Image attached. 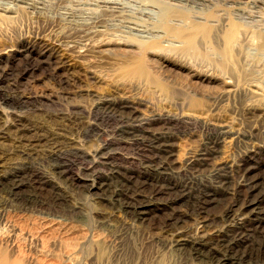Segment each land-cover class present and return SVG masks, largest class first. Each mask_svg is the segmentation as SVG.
Masks as SVG:
<instances>
[{"label":"rangeland","instance_id":"1","mask_svg":"<svg viewBox=\"0 0 264 264\" xmlns=\"http://www.w3.org/2000/svg\"><path fill=\"white\" fill-rule=\"evenodd\" d=\"M17 6L24 8L19 22L2 26L6 34L0 35V49L9 51L0 64V96L23 98L27 102L23 107L14 108L0 100V127L3 131L0 134V175L18 167V161L27 163L31 171H36L33 173L44 178L52 174L53 163L47 159L43 147H28L15 153L21 150L14 149L16 129L27 138L34 137L36 133H62L66 135L64 139L67 142L74 144L73 147L87 151L111 141V132L119 125L111 113L85 114L87 118H78L80 120L77 121L81 122H76L75 126L66 121L80 110L89 111L100 98L114 104H132L143 119L162 117L171 121L174 126L170 125V132L175 134L172 161L177 166L174 174L175 170H181L185 159L202 146L212 129L226 126L233 131L246 129L236 114H240L244 103L251 99L237 94L238 90L244 89L255 92L251 87L254 79L264 83V72L261 71V64L264 65L263 43L253 36L256 33L264 35V4L259 7L252 0H0V8L15 10ZM160 6L187 11L184 17L168 18L167 24L187 33L197 32L196 36L194 33L196 41L193 40L197 45L191 50L186 40L170 36L162 25L159 28ZM113 8H119L121 13L110 15L109 10ZM241 9L246 10L247 15H241L238 12ZM231 23L238 24L241 32L231 47L233 57L227 62L222 53ZM194 25L199 27L193 30ZM77 27L89 28L95 33L88 37L89 40L78 34L76 41L73 40L75 43L62 44L59 41L61 37H69ZM205 28L211 30V34L206 36ZM140 41L154 42L158 48L144 49L138 45ZM34 44L48 45L53 49L60 63L66 66L64 71L55 74L53 69L56 65L39 63ZM70 46L77 50L84 48V53L79 56L64 50ZM139 62L147 71L145 75L130 71ZM240 67L242 70L239 72ZM248 73L250 76L246 78ZM263 86L261 91H264ZM262 94L264 97V92ZM4 113H12L9 122L16 116L20 119L19 124L16 122L17 128L10 133L4 131L1 117ZM86 119L95 123L97 129L96 134L89 138L83 125ZM232 134L223 137L219 152L210 165L230 167L229 185L235 184L239 178L238 166L244 151L233 146ZM121 146L113 147L115 158L109 163L120 173L126 171L137 175L134 180L137 183H115L116 186L119 184L118 187L113 183V190L121 195L122 201L134 194L148 195L152 186L145 189L139 182L150 183L154 173H148L136 159L143 147L136 144ZM71 157V154L66 155L65 163L74 174L81 173L83 166ZM257 163L253 176L263 182L264 153L258 156ZM108 169L98 167L93 176L106 179ZM212 169L201 172L198 177H190L192 180L179 172L173 175L171 182L183 185L188 180L187 184L193 188L203 182L204 186L209 185L211 177L208 176ZM25 178L28 179L27 176ZM37 181L28 180L31 186L22 185L16 196H6V187L0 185V235L4 237L1 246L6 251L11 248L16 255L21 254L19 258L23 253V261L27 258L25 264H221L216 260L194 257L174 247L173 233L162 227L173 213L170 208L173 195L155 201V210L142 220L117 201L111 204L101 199V193L89 192L84 180L76 179L68 186L60 184L59 190H53L51 185L42 186ZM102 193L107 194L108 191ZM226 204L227 201H220L210 215L220 216ZM176 210L187 214L175 230L186 237L195 235V220L209 215L206 211L198 215L188 202L178 204ZM214 232L216 229L213 227L207 233L208 238L212 239ZM204 253H208L207 249ZM35 260H39L38 263Z\"/></svg>","mask_w":264,"mask_h":264},{"label":"bare ground","instance_id":"2","mask_svg":"<svg viewBox=\"0 0 264 264\" xmlns=\"http://www.w3.org/2000/svg\"><path fill=\"white\" fill-rule=\"evenodd\" d=\"M252 2L255 5H259V7L261 4H264V0H252ZM118 9L116 10V8H113L111 9V11L109 9L107 10H109L110 15H119L121 12L119 13ZM23 11L24 8L22 6H17V9L15 8V10L0 8V35L6 34L5 30L3 31L2 26L15 25L17 22H19ZM242 11L243 10L241 9V11L238 12L241 13V15H247L248 12L245 13L246 10L243 12ZM160 13L161 24L159 25V28H161L162 25V28L168 34H170V36L186 40L187 46L190 48L189 50H191V48L194 47V45L197 43L196 42L195 44H193V42L196 41L194 40V33L196 36L197 32L189 31L187 33L186 30H180L179 28L175 29L169 27L167 24L168 18L169 20H171L170 17H173L175 19L174 16H179V18L184 17L187 11L183 10V8L178 7L177 9H174L168 6H160ZM248 15L250 16V14ZM198 27L199 26L194 25L193 30L197 29ZM206 29L207 28H205L204 30ZM201 32H203V30ZM240 32L241 27L238 24L234 23H231L229 25L228 30L226 31V36L224 38L225 47H223L224 49L222 54H224V57L225 59H227V62L231 59V57H233L231 47H233V43L238 40ZM93 33H95V31H93L92 29L77 27L74 28V31L69 35V37H61L59 38V41H61L62 44L65 42L75 43L74 41L76 40L74 39L76 35L81 34V38H85L86 40L90 36L93 37ZM209 33L211 34V30L207 29L205 35L207 36L209 35ZM253 36L262 40L264 48V35H262L261 33H256ZM138 45H140L144 49L158 48V44L154 42L147 44L140 41ZM34 46L35 48H37V54L40 58L39 63H48L50 66L52 64L56 65V67H54L53 69L55 74H59L61 71H64L66 66L63 63H60L61 61L59 60L58 56L54 54L55 51L53 52V49H51L48 45H42V47L34 44ZM83 49L84 48H78L77 50V48H75L74 46L64 47V50L68 53H72L79 56H82L81 53H84ZM195 50L193 49L192 51ZM8 53L9 51L7 50V48L0 49V64L4 59L3 57L7 56ZM24 55L28 58L31 57L30 54L27 53H24ZM234 62L235 61H233V66ZM141 63L142 62H139L138 64L131 67L130 71L136 75H145L147 71L143 67V63ZM229 65H231V63ZM261 65V71L264 72V65ZM236 68L235 73H237ZM238 69L239 72L242 70L241 67ZM258 72L261 73L259 70ZM242 75L240 77H242ZM249 76L250 75L248 73V76H246V78H249ZM246 81H248V79H246ZM262 81H264V79ZM252 82L254 84L252 83L251 87L255 88V92H253L252 89H244L238 90L240 92L239 94H237L238 96H242L245 98L249 97L251 99L249 103H246L244 101L246 104L242 100L245 106L240 110L238 109L240 111V114H236V118L244 124L246 129L243 131H233L230 128H226L228 126L220 129H212L210 132L207 133V136L202 146L195 153H192L185 159L180 168L181 170H175L176 175L181 172V174H184V176H186L187 178H195L198 177L201 172H204L206 170L208 171L209 169L211 170L213 168L210 172V175L208 176L211 177V184L209 185L204 186L203 182V184L196 185L193 188V186L191 187L189 186V184H187L188 180L183 185H176L173 181V183L171 182L172 177H174L173 175H175L174 169L177 166L172 161V148L173 140L175 139V134L172 131V133L170 132V125H173L171 124L170 120L163 119L162 117H152L143 119L140 118L138 113L139 110L134 105L128 103L114 104L110 100L101 98L97 99V101L94 102V105L89 111L80 110V112L78 111L79 113L77 115H71L66 119L68 123H71L75 126L76 122H81L77 121L80 120L78 118L81 117L85 119L87 118L85 114H87L88 116H92V113L101 111L111 113L113 117H115L117 121H119L118 127L114 128L111 132L113 135L111 141L99 145L91 151L83 150L84 148L82 149L80 147H73L74 144H71L64 139L66 135L62 133L60 134L58 132V134H56V132H52L44 133L41 135L36 133L34 137L30 138H27L23 134V136H21L20 134L22 133V131H20L19 129H13L17 128L16 125L19 124L20 119H18V117L16 116L14 117L15 119H10L11 122H9V117L12 113L1 114L5 126L4 131L6 133H10L12 130H14V149H21L20 151H16L15 153H19L22 151V149L28 147H43L47 159H49L50 162L53 163V166L51 174L52 176L50 175L48 176L49 178H44L43 176H40L37 173H33L36 171H31L28 168L27 163L18 161V167L13 168L9 172L0 175V185H4L6 187V196H16V192L23 188L22 185H26L27 187L31 186L30 183H27V181L30 179L36 181L38 180L39 182H37L39 184H43L42 186L51 185L53 190H59L60 187L58 186L60 184L71 185L75 182L76 179H81L84 180L85 187L89 192L91 191L92 193H101V199H106L111 204H114V202L117 201L120 205H122V207H125L126 209H128V211H131L134 216L140 217V219L142 220H144L148 214L152 213L155 210L153 208L155 207V201L173 195L174 198L170 203V208L173 209V213L169 215L162 227H164L166 232L173 233L174 247L178 249V251L180 250L197 258H206L209 261L216 260L221 264H264V179L262 180L263 182H260V178H257V176H253L255 168L258 166V156L264 153V97L262 94V92L264 91H261V86L262 84L264 85V83L261 82V80L259 79H254ZM11 98L12 97L10 96H0L2 104L13 106L14 108L24 105L26 101V99L23 98ZM86 120L87 121H84L83 125L85 128V135L89 138L96 134L97 129L95 123L89 122L88 119ZM16 122H18V124H16ZM62 125H64V123H62ZM2 133L3 131L0 127V134ZM229 134H232L233 146L244 149L241 157V164L238 166L239 178L236 183L232 185H229L228 182V178H230L231 176L230 167H224L222 165L214 167L210 166L212 160L215 159L216 155L219 152L218 148L220 146V143L222 142L223 137H227V135ZM132 144H136V146L139 145L143 147V150L140 152L141 154H139L136 159L138 158L140 165L145 170L147 169L148 173H154V178L148 184L146 182H139V184L145 189L149 188V185L152 186H150L151 188L148 191V195L142 196L141 194H134L133 196H129L128 198L122 201L121 195L117 191L113 190V183L135 184L137 182L134 180L137 178V175L128 173L126 171H121L120 173L119 169H116L117 167L114 168V166L111 167L112 164L110 165L109 162L115 158V155L112 152L113 147L122 145L121 147L123 148ZM68 154H71V156L74 157L73 160L80 164V166H83L80 169L81 173L74 174L70 171L68 164H66V161H64L65 156ZM65 159H67V157ZM98 167L99 169L100 167H109V174L107 175L106 179H99L93 176L94 170L96 168L98 170ZM259 168L260 166L257 169ZM194 175L196 176L193 177ZM26 176L28 178L27 180H25ZM199 182H202V180H199ZM114 186L118 187L119 184L118 186H116V184ZM127 188H129V186ZM122 189L123 188H121V190ZM105 191H108V193H102ZM220 201H227L225 208L220 212V216L216 217L215 214L210 215V213L212 212L211 210H213L215 207L217 208ZM183 202H188L189 206H192V209H194V212H196L198 215H202V211H206L207 214H209L208 216L202 215V217H200V220H195V235L191 237L183 236L182 232H175V230H177L178 228L179 223L187 215L186 213L183 214L176 210V206ZM213 227L216 229V232H214L213 238L210 239L208 238L207 233ZM3 239L4 237L0 235V264H25V261L27 259L25 257L26 255L24 256L25 261H23V253L21 258H19L18 256L21 254L16 255V253L11 251V248L9 249V251L4 250V248L1 246L2 244H4ZM1 242L3 243L1 244ZM205 249H207V254L204 253ZM36 261L37 260H35V262Z\"/></svg>","mask_w":264,"mask_h":264}]
</instances>
